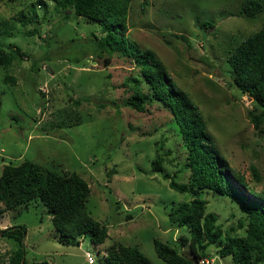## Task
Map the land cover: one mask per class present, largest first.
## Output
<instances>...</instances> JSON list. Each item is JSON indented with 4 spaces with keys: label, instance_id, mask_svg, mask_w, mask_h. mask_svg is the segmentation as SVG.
Returning a JSON list of instances; mask_svg holds the SVG:
<instances>
[{
    "label": "rangeland",
    "instance_id": "374dc122",
    "mask_svg": "<svg viewBox=\"0 0 264 264\" xmlns=\"http://www.w3.org/2000/svg\"><path fill=\"white\" fill-rule=\"evenodd\" d=\"M241 1L132 0L126 35L164 63L174 82L197 104L229 166L264 192V135L259 137L248 121L251 100L233 88L226 63L229 51L264 24V11L244 17ZM1 19L9 27L0 34L1 46L19 47L23 57L7 70L0 68V173L4 164L23 159L78 173L90 188L87 211L108 234L99 245L91 244L88 235L78 244H63L55 236L47 208L39 200L31 201L0 215V228H25L24 261L103 264L106 248L115 242L138 248L151 264H168L156 255L153 238L192 257L186 241L179 238L184 229L172 225L167 216L178 201L192 196L171 189L168 180L150 170L151 160L160 154L165 172L177 181L187 179L170 112L157 100L145 103L140 112L123 103L132 91L123 82L138 73L136 61L116 51L105 63L107 52L101 50L97 56L100 48L91 38L92 33L104 35L101 25L57 8L52 0H0ZM203 20L212 24L206 31L202 28L206 38L201 40L196 26ZM32 29L37 33L24 34ZM172 34H182L185 40ZM6 74L15 82L5 81ZM76 114L81 122L74 125ZM199 197L223 229L236 225L240 211L227 198L210 192ZM16 247L13 239L0 237V263L7 264ZM206 253L211 264H231L214 245Z\"/></svg>",
    "mask_w": 264,
    "mask_h": 264
},
{
    "label": "trees",
    "instance_id": "16d2710c",
    "mask_svg": "<svg viewBox=\"0 0 264 264\" xmlns=\"http://www.w3.org/2000/svg\"><path fill=\"white\" fill-rule=\"evenodd\" d=\"M52 1L57 8L70 9L75 16L101 25L104 35L92 33L91 38L100 48L97 56L101 57V50L107 52L105 63L116 51L136 61L138 73L123 82L132 89L123 103L140 112L145 109V103L160 101L168 108L170 120L177 129L184 151L181 167L187 172V179L177 181L175 175L165 172L164 158L160 154L151 160L150 170L168 180L171 189L192 196L188 201H178L167 216L172 225L184 229L179 238L186 241L193 258L174 245L153 238L156 255L168 264H200L199 260L207 257L206 248L214 245L220 257H230L231 264H264V192L256 191L242 173L229 166L215 146L197 104L174 82L164 63L150 49L139 48L127 38V13L132 0ZM262 11L264 0L241 1V13L246 18H254ZM211 24V20H203L199 26L206 31ZM8 28L7 21L1 19L0 34ZM36 33L37 30L32 29L24 34ZM172 35L185 40L182 34ZM22 57L19 47L5 50L0 44V68L7 70ZM226 63L232 74L233 88L251 100L246 116L261 137L264 135V24L229 51ZM4 80L15 82L10 74H6ZM75 117L74 125L81 122L78 114ZM251 173L256 181L260 179L252 166ZM206 192L227 198L239 209L235 226L223 229L218 216L206 210V201L199 197ZM89 193L88 183L76 172L57 171L28 159L18 164L6 163L0 173V215L39 200L47 208L59 242L78 244L80 237L88 235L91 244L99 245L108 235L107 227L87 211ZM25 233L22 225L0 228V237L17 243L7 264H27L23 259ZM105 251L103 264H151L138 248L122 243H111Z\"/></svg>",
    "mask_w": 264,
    "mask_h": 264
},
{
    "label": "built area",
    "instance_id": "2783aa9c",
    "mask_svg": "<svg viewBox=\"0 0 264 264\" xmlns=\"http://www.w3.org/2000/svg\"><path fill=\"white\" fill-rule=\"evenodd\" d=\"M199 261L200 264H211L210 260H208L207 258H202ZM89 262H92L91 258H89Z\"/></svg>",
    "mask_w": 264,
    "mask_h": 264
},
{
    "label": "water",
    "instance_id": "95a60500",
    "mask_svg": "<svg viewBox=\"0 0 264 264\" xmlns=\"http://www.w3.org/2000/svg\"><path fill=\"white\" fill-rule=\"evenodd\" d=\"M196 27L201 33V40H204L206 38V34H205L204 30L200 26H196Z\"/></svg>",
    "mask_w": 264,
    "mask_h": 264
}]
</instances>
